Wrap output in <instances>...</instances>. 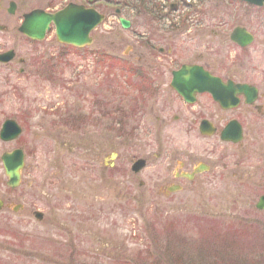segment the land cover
Wrapping results in <instances>:
<instances>
[{
    "label": "rangeland",
    "instance_id": "obj_1",
    "mask_svg": "<svg viewBox=\"0 0 264 264\" xmlns=\"http://www.w3.org/2000/svg\"><path fill=\"white\" fill-rule=\"evenodd\" d=\"M0 1L6 7L10 0ZM71 1L88 4L87 0H18L16 27L20 25L22 14L31 9L56 10ZM181 1L184 5H193L189 6L192 9L202 5L196 0H153L148 1L150 3L145 1L147 6L143 9L141 0H136V7L116 4L118 0H99L92 5L106 18L93 31L94 43L85 50L60 44L54 30L39 43L19 38L16 29L0 31V49L15 48L19 55L29 60V69L35 53H65L73 58L85 54L88 69L83 72V68L77 66L71 71L72 67L66 68L62 64L57 68L61 75L55 82L32 72L21 76L16 70L11 75L14 80L20 81V87L5 94H2L6 85L5 74L10 72L2 71L0 97L5 103L0 104V113L6 108V112L16 118L20 108L31 107L40 114L49 103L65 102L69 98L73 101V88L70 86L74 85L110 87L105 89L108 93L127 89L132 79L124 76L117 67L109 72L110 64L97 66L96 54L106 56L102 61L110 55L130 54L133 57L145 54L143 43L136 42L134 33H145V23L164 20L161 14L155 11L151 14L148 9L156 6L160 11L162 7L159 5L162 4L165 10L170 3L182 6ZM204 5L215 8L218 22H229L230 26L242 22L258 32V38L247 49L246 56H236L238 68L235 63L226 68L231 71L255 70L263 74L264 35L259 29L260 23H264V9L246 8L250 5L231 0H212ZM118 8L119 12L116 11ZM188 9L183 7L181 10L187 12ZM120 16L132 22L129 28L122 27ZM176 17L169 14V19L165 20L175 21ZM6 20L10 18L6 16ZM214 44L219 57L225 53V57H221L223 60L229 63L235 60L229 54L235 55L237 48L218 40ZM193 50L200 51V48L193 47L186 54L177 52L178 58L187 59ZM214 53L216 56L210 60L224 70L222 60L217 52ZM75 72L76 82L70 77ZM168 114H173L170 109ZM50 117L51 114L46 115V118ZM34 124L32 119L26 121L21 139L9 143L0 141V156L4 150L19 145L21 140L28 141L36 151L32 150L28 158L32 167L24 171L23 183L17 188L7 185L8 178L0 158V198L11 205L0 210V264H264V209L256 208L264 189L230 187L222 177L215 179L206 175L171 195L163 194L157 188L136 186L128 190L126 173L131 164L127 160L132 156L128 142L103 141V151L98 154L99 163L90 154L91 148L87 147L84 160L88 169L84 170L82 165L85 163L80 155L76 156L69 150L60 151L62 140L48 138V130ZM87 143L95 149V141ZM194 143L199 145V149L209 144L200 139ZM138 144L140 146L142 142ZM51 147L56 152L51 151ZM114 148L120 149L117 159L120 167L116 169L119 175L114 174L115 169H107L104 165L110 162V152ZM100 162H103L102 169ZM51 164H55V168ZM124 168L125 171H122ZM159 174L160 171L156 172L152 167L147 169L146 175L152 176L154 183L162 177ZM30 182L33 183L29 185ZM18 204H22L23 208L15 211L14 207ZM35 210L44 212L41 221L34 217Z\"/></svg>",
    "mask_w": 264,
    "mask_h": 264
},
{
    "label": "flooded vegetation",
    "instance_id": "obj_2",
    "mask_svg": "<svg viewBox=\"0 0 264 264\" xmlns=\"http://www.w3.org/2000/svg\"><path fill=\"white\" fill-rule=\"evenodd\" d=\"M11 1L15 3V13L9 12ZM196 1L202 5L193 9V5L189 7L190 3L184 5L182 1V6L177 3L165 10L162 4L159 5L162 7L159 11L161 19H169V14L177 17L175 21H150L144 24L145 33H134L136 42L143 43L146 53L133 57L130 54L112 56L115 62L123 63L114 67L132 79L127 89L123 87V91L113 90L108 93L105 89L110 87L70 86L73 88L72 94L75 93L72 95L73 101L69 98L65 102L49 103L40 114H37L34 108L22 107L15 118L4 108L0 113V130L8 119H12L21 127L22 136L24 124L32 119V123L37 124L38 128L48 130V138L62 140L60 151L69 150L76 156L80 155L85 163L82 165L84 170L88 169L84 160V157H87V147L91 148L90 154L92 153L99 163L98 154L103 151V141L128 142L132 151L131 158L127 160V163L129 161L131 164L126 173L128 190L136 186L145 189L157 188L168 195L172 193V189L188 188L186 186L206 175L215 179L222 177L230 187L236 185L241 189H264V72L260 74L262 72L255 70L231 71L226 68L236 62L238 54L246 56L245 52L256 42L258 32L242 22L233 26H230L232 24L229 22H218L215 8L204 5L212 0ZM183 7L189 8L188 11L182 12ZM250 7L264 9V6L256 5L246 8ZM0 8V31L16 29L18 37L24 38L19 32V25L16 27L18 0H10L6 7L0 1ZM148 11L152 14V8ZM5 14L10 18L9 21L6 20ZM131 24L132 22L129 25ZM260 25L259 30L264 35V23ZM247 33L253 36L250 43H244ZM217 40L219 43L228 42L237 48L235 55L229 54V57L235 60L230 63L223 60L225 53L224 56H218L214 44ZM193 47L200 48V51L193 50V54L187 59L178 58L177 52L186 54ZM8 51L13 52L10 59L0 57V73L10 72L5 74L6 85L2 94L19 89L20 81L12 78L16 70H19L18 74L21 76L32 72L50 82L57 81L61 75L57 68L62 64H65L66 68L72 67L71 71L77 66L83 68V72L88 70L85 54L75 55L73 58L65 53H35L31 70L29 60L19 55L15 48L0 49V56ZM213 51L217 52L218 58L222 60L224 70L210 60L216 56ZM96 56L97 66H102L100 55ZM77 57L79 60H76ZM239 61L241 62V59ZM234 66L238 68L236 63ZM95 73L97 75L98 71ZM175 73L177 87L172 85ZM70 77L76 82V72ZM217 78L223 86H218ZM216 86L224 91L222 101L212 93ZM3 99L1 96L0 104L5 103ZM168 109L173 114L169 115ZM47 114H51L49 119L46 118ZM126 118L129 120L126 121ZM196 139L209 144L199 149V145L194 143ZM88 141H95V149L88 145ZM140 142L142 144L138 146ZM29 144L28 141L21 140L15 147L21 148L25 153L21 184L24 171L32 167V164L28 163L33 150ZM54 147H51V151L56 152ZM115 149L110 152V162L104 163L110 170L120 167L117 165L120 149ZM6 151L8 150H4L2 154ZM140 160H143V166L133 169V165ZM99 166L102 169L103 162H100ZM51 167L55 168V164H51ZM152 167L162 175L154 183L152 176L146 175L147 169ZM122 171H125V168ZM119 173V170H116L114 174ZM5 207L10 208L11 205L4 201Z\"/></svg>",
    "mask_w": 264,
    "mask_h": 264
},
{
    "label": "water",
    "instance_id": "obj_3",
    "mask_svg": "<svg viewBox=\"0 0 264 264\" xmlns=\"http://www.w3.org/2000/svg\"><path fill=\"white\" fill-rule=\"evenodd\" d=\"M92 1V0H90ZM256 5H264V0H244ZM105 15L97 11L95 8H89L76 3H69L64 8L56 12H48L43 9H35L30 13L25 14V20L20 27V30L33 39H43L46 36L47 30L53 23L56 27L57 39L60 42L72 44L77 47H82L93 42L90 36L91 31L99 25ZM125 27L129 25V21L123 17L120 18ZM252 40L250 34H246V41L249 43ZM6 59L10 58V53L3 55ZM177 73H175L173 86L177 87ZM218 86H223L220 79H216ZM215 97L222 101L224 91L216 86L212 92ZM21 133V128L14 120H7L0 132V137L4 141H9L17 138ZM6 174L9 178L8 185L16 187L21 181V170L24 167V153L20 149L12 152H6L2 155ZM140 167L142 161H139ZM177 191L178 189H172ZM3 201L0 199V209L3 207ZM257 207L264 208V196L257 203ZM17 210V208H16ZM38 219H42L43 214L40 211L35 213Z\"/></svg>",
    "mask_w": 264,
    "mask_h": 264
},
{
    "label": "trees",
    "instance_id": "obj_4",
    "mask_svg": "<svg viewBox=\"0 0 264 264\" xmlns=\"http://www.w3.org/2000/svg\"><path fill=\"white\" fill-rule=\"evenodd\" d=\"M142 1V5H141V8H143V9H145L146 8V6H147V3H150V2H148V1H150V0H141ZM98 3H99V0H98ZM116 4H122L124 7H131L132 5L133 6H137V4H136V0H118V2L116 3ZM158 12V9L156 8V9H154L153 10V8H152V13L153 12ZM159 13V12H158ZM114 58H111L110 60H106L105 59V62H104V66H107V64H109L108 62H114V60H113ZM110 69H111V71H113L114 70V66L113 65H110Z\"/></svg>",
    "mask_w": 264,
    "mask_h": 264
}]
</instances>
